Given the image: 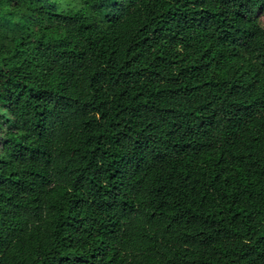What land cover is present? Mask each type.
I'll return each instance as SVG.
<instances>
[{
	"label": "trees",
	"instance_id": "1",
	"mask_svg": "<svg viewBox=\"0 0 264 264\" xmlns=\"http://www.w3.org/2000/svg\"><path fill=\"white\" fill-rule=\"evenodd\" d=\"M0 264H264V0H0Z\"/></svg>",
	"mask_w": 264,
	"mask_h": 264
}]
</instances>
